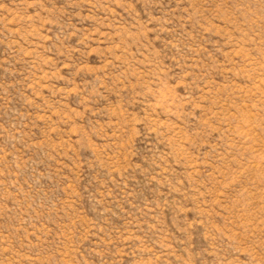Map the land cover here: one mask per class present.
<instances>
[{
  "label": "rangeland",
  "instance_id": "rangeland-1",
  "mask_svg": "<svg viewBox=\"0 0 264 264\" xmlns=\"http://www.w3.org/2000/svg\"><path fill=\"white\" fill-rule=\"evenodd\" d=\"M0 264H264V0H0Z\"/></svg>",
  "mask_w": 264,
  "mask_h": 264
}]
</instances>
